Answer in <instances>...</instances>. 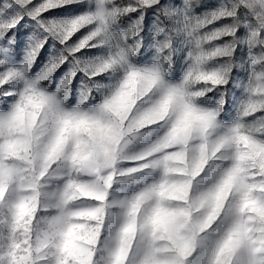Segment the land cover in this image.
<instances>
[{
	"label": "snow or ice",
	"instance_id": "snow-or-ice-1",
	"mask_svg": "<svg viewBox=\"0 0 264 264\" xmlns=\"http://www.w3.org/2000/svg\"><path fill=\"white\" fill-rule=\"evenodd\" d=\"M0 264H264V0H0Z\"/></svg>",
	"mask_w": 264,
	"mask_h": 264
},
{
	"label": "rangeland",
	"instance_id": "rangeland-1",
	"mask_svg": "<svg viewBox=\"0 0 264 264\" xmlns=\"http://www.w3.org/2000/svg\"><path fill=\"white\" fill-rule=\"evenodd\" d=\"M78 6L76 5H71L69 6L68 10L65 9H57L54 10L53 13H51L49 15L50 19H70L71 17L75 16L76 14H78L75 11H72L71 9L77 8ZM146 24L150 25L151 24V20L150 18H146ZM35 28L31 25H25L23 28H21L19 30V32L17 33V41H16V45L13 46L14 51L18 50V58L22 59L24 54H25V49L28 46L29 43V37L33 36L35 33ZM79 35V33H77V36ZM76 37H73V39H75ZM71 43V42H70ZM18 46V48H17ZM57 47H59V45H57ZM55 51V49L53 48V41H49V43L47 45H45V48L41 50V53L39 55V57L37 58L36 63L33 65L32 69H31V74H35L37 72L40 71V69L43 67L44 63L47 62L49 56ZM100 55V52L97 49H85L84 50V54H78V59L82 60V61H89V60H93L96 57H98ZM140 61V57H137V62ZM180 63L182 64L183 61H180ZM74 65L71 62V58H69V62H66L61 68L60 70L56 73L55 76V80L58 83L59 79L67 72L69 71L70 68H72ZM182 75V69L177 65V64H173L172 69L169 72V78L172 81H177L180 79ZM98 81L105 83L107 82V76L106 77H98L97 78ZM89 81L87 79V77L84 75L83 72H77V75L75 76V78L73 79L72 85H71V95L69 97V100L67 101L69 106H73L76 102V98L78 95V90L85 84H88ZM56 87V84L54 83L52 85V90H54Z\"/></svg>",
	"mask_w": 264,
	"mask_h": 264
}]
</instances>
